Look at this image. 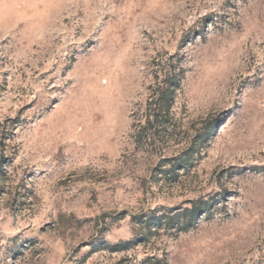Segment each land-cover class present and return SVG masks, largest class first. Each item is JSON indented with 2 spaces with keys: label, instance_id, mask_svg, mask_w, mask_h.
I'll list each match as a JSON object with an SVG mask.
<instances>
[{
  "label": "rangeland",
  "instance_id": "1",
  "mask_svg": "<svg viewBox=\"0 0 264 264\" xmlns=\"http://www.w3.org/2000/svg\"><path fill=\"white\" fill-rule=\"evenodd\" d=\"M159 54L185 74L154 148ZM149 255L264 264V0H0V264Z\"/></svg>",
  "mask_w": 264,
  "mask_h": 264
},
{
  "label": "trees",
  "instance_id": "2",
  "mask_svg": "<svg viewBox=\"0 0 264 264\" xmlns=\"http://www.w3.org/2000/svg\"><path fill=\"white\" fill-rule=\"evenodd\" d=\"M151 66L155 83L147 97L148 109L144 113L147 124L143 129L142 126L138 127L140 130L134 134V138L137 142L143 144L149 143L154 148H158L161 142L168 140L174 134L175 125L173 123L175 118L172 110L176 96L181 90L185 71L180 60L177 58V54L168 56L159 54L153 59ZM192 149L193 147L189 150L191 151ZM188 162L189 159L187 158L185 164ZM195 213V211L185 212V217H189L186 222L179 220L180 215L165 217L164 215H154L151 212L144 222L147 224L148 234L146 239H142V242H149L152 235H157L159 230L168 225H170V230L175 235L187 232L190 228L189 224L192 222L190 216ZM129 245V243L116 245L112 247V250L116 252L124 250ZM144 264H162V262L161 260H157L156 255H149Z\"/></svg>",
  "mask_w": 264,
  "mask_h": 264
}]
</instances>
